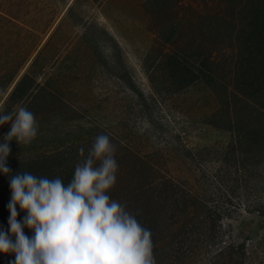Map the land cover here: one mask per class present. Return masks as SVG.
<instances>
[{
  "label": "trees",
  "instance_id": "1",
  "mask_svg": "<svg viewBox=\"0 0 264 264\" xmlns=\"http://www.w3.org/2000/svg\"><path fill=\"white\" fill-rule=\"evenodd\" d=\"M95 1L73 0L42 45L56 20L57 1L0 0V109L7 114L24 106L38 125L37 135L27 145L9 141L8 175L59 176L66 184L83 159L78 149L84 148L86 156L94 138L107 135L118 165L115 184L107 194L151 231L154 264H186L195 246L212 240L216 223L221 228L222 221L229 219L226 205L232 186L250 195H245L247 201L257 197L253 188L263 175L257 172V163L264 157V0L129 2L125 9H138L153 37L140 66L148 92L127 78L120 82V96L105 99L108 104L115 99L113 107L120 110L112 122L87 116L89 126H62L81 112L80 101L85 100L73 75L89 73L93 67L88 72L84 68L94 56L87 35L93 27L87 23L77 36L64 21L80 17L82 7ZM194 92H201L202 98L188 97ZM190 107L201 125L228 134L229 141L219 152L188 149L184 128L165 131L157 126L158 143L144 141L139 131L124 125L127 119L121 116L130 111L151 123L162 112L185 113ZM8 131L9 124L0 126V137ZM206 157L220 162L218 177L209 178L218 186L222 201L213 209L186 181L170 174L171 163L188 161L201 167ZM231 157L234 166L228 165ZM248 157L254 160L251 166L246 164ZM9 198L8 176L0 175V227L6 231ZM260 200L248 203L264 205ZM252 206H246L245 212L252 214ZM17 212L19 221L24 213L18 206ZM23 232L31 235L27 228ZM220 245L218 264H242L243 254L238 251L244 244L221 241ZM12 259V254L0 255V264Z\"/></svg>",
  "mask_w": 264,
  "mask_h": 264
},
{
  "label": "rangeland",
  "instance_id": "2",
  "mask_svg": "<svg viewBox=\"0 0 264 264\" xmlns=\"http://www.w3.org/2000/svg\"><path fill=\"white\" fill-rule=\"evenodd\" d=\"M56 1L58 14L54 24L44 37L42 45L52 35L61 18L66 15L67 8L73 2V0ZM131 1L134 5L143 2V0H97L86 7L83 6L80 17H73V21L71 18L65 19L64 22L69 25L68 31L77 36L84 32L83 28L87 23L93 27L90 34L87 35L92 40L94 56L91 58L92 62L89 63V66L84 68L85 72H88L89 68L93 67L89 73L81 71L83 73L73 75L76 90L85 100L80 101L82 103L81 112L72 118L73 121H67L62 126H89L87 116L91 119L98 117L106 124L112 122L120 110L113 107L115 99H111L109 104L105 99L107 96L109 98L120 96L119 92L122 87L120 82L127 78H133L141 90L148 92L147 81L140 66L153 37L147 30L143 14L138 9L136 12L125 9L124 6ZM25 69L26 67L22 72ZM202 96L201 92H194L188 97L199 100ZM94 99L97 101L95 104ZM92 103L94 105L90 109ZM122 115L127 119L126 122L124 120L125 126H131L139 131V136H143L144 141L153 144L158 143L159 130L156 128L157 126H163L165 131L186 129L188 131L187 146L192 151L219 152L218 150L225 147L229 141L228 134L222 130L201 125L195 108L191 107L185 113L179 110L172 111V113L162 112L159 116H154L151 123L142 120L143 118L138 114H130V111L128 114ZM214 160L215 158L206 157L201 167H195L188 161L185 164L175 162L170 165V174L179 181H186L193 193L199 195L205 201L206 207L211 209L218 208V205L222 204L218 186L211 184L209 180L211 176L218 177L220 162L218 159ZM253 162L254 160L250 157L246 160L247 165L253 164ZM235 164V158L231 157L228 165L234 166ZM257 168L260 170L257 171L258 173L263 172L253 188L257 197H249V201H247L245 195H250L239 189L238 186H232L230 198H228L230 205H226V208L231 212L229 219L222 221L221 228H218V223H216L214 232L211 234L212 240L199 247L195 246L186 264H218V258L215 259V257L221 246V241L233 243L235 246L244 244V249L238 251L243 254L241 255L242 264H264V205L259 206L257 203L252 206L251 203H248L251 201L260 202V199H264V157L257 163ZM231 178L235 179V175H232ZM250 188H252V183ZM249 191L252 193L250 189ZM246 206L253 207H251L253 211H250L252 214L245 212V209L248 208ZM219 238L220 240H218Z\"/></svg>",
  "mask_w": 264,
  "mask_h": 264
},
{
  "label": "clouds",
  "instance_id": "3",
  "mask_svg": "<svg viewBox=\"0 0 264 264\" xmlns=\"http://www.w3.org/2000/svg\"><path fill=\"white\" fill-rule=\"evenodd\" d=\"M0 175L8 176L7 231L0 227V255L9 264H154L151 231L125 205L107 194L116 181L115 146L97 135L87 155L74 166L65 184L30 172L9 177V141L27 145L37 135L33 113L19 106L15 113L0 109ZM17 206L24 215L17 220ZM31 230L25 235L23 229Z\"/></svg>",
  "mask_w": 264,
  "mask_h": 264
}]
</instances>
